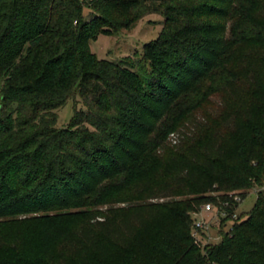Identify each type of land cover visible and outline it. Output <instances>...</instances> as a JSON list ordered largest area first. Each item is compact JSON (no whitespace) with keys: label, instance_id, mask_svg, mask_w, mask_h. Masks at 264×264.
<instances>
[{"label":"trees","instance_id":"16d2710c","mask_svg":"<svg viewBox=\"0 0 264 264\" xmlns=\"http://www.w3.org/2000/svg\"><path fill=\"white\" fill-rule=\"evenodd\" d=\"M148 10L133 61L91 52ZM0 264H264V0H0Z\"/></svg>","mask_w":264,"mask_h":264},{"label":"rangeland","instance_id":"374dc122","mask_svg":"<svg viewBox=\"0 0 264 264\" xmlns=\"http://www.w3.org/2000/svg\"><path fill=\"white\" fill-rule=\"evenodd\" d=\"M83 13L85 16L88 15V9L84 8ZM163 20L164 18L160 12L152 10L145 11V13L129 28L119 30L109 35H99L96 40L90 42V50L98 59H105L116 63L125 59L133 61L131 59L136 58L138 54L142 52L145 43L156 39L162 29ZM74 107L77 109L84 108L78 97H76L75 100L69 99L64 107L58 111V127H65L70 123L74 113ZM258 189L259 188L255 187L251 190L240 203L238 212L241 215L248 214L252 209L256 201V191ZM209 203L212 204L211 202ZM213 230H215V236L210 239L209 242L211 243H213L212 241L217 242L221 236V232L218 233L214 226Z\"/></svg>","mask_w":264,"mask_h":264},{"label":"built area","instance_id":"2783aa9c","mask_svg":"<svg viewBox=\"0 0 264 264\" xmlns=\"http://www.w3.org/2000/svg\"><path fill=\"white\" fill-rule=\"evenodd\" d=\"M235 200L239 201L238 198ZM193 225H192V235L196 241H201L204 233H207L214 226L219 232L221 228L224 230H231L232 221L237 220V211L224 222L227 214L225 211L221 210L210 203L204 204L201 209L193 213ZM206 216V217H205ZM231 222V223H230Z\"/></svg>","mask_w":264,"mask_h":264}]
</instances>
